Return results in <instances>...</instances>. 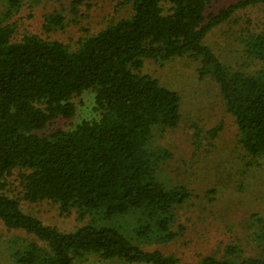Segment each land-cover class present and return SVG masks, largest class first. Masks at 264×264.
Segmentation results:
<instances>
[{
    "label": "trees",
    "instance_id": "1",
    "mask_svg": "<svg viewBox=\"0 0 264 264\" xmlns=\"http://www.w3.org/2000/svg\"><path fill=\"white\" fill-rule=\"evenodd\" d=\"M92 6L0 0V222L29 237L9 246V260L191 264L148 248L178 237L192 191L190 181H178L187 163L178 166L159 143L178 128L180 98L143 73L144 61L197 63L198 78L217 84L252 167L264 160V28L237 15L264 0H117L97 31L88 25L75 41L52 37L88 22ZM33 13L38 34L22 27V15ZM231 26L234 36L222 33ZM223 36L230 43L221 45ZM222 51L234 54L231 64ZM80 106L87 119L78 117ZM33 205L79 224L46 225ZM250 219L257 231L246 256L233 244L192 264H264V217Z\"/></svg>",
    "mask_w": 264,
    "mask_h": 264
},
{
    "label": "rangeland",
    "instance_id": "2",
    "mask_svg": "<svg viewBox=\"0 0 264 264\" xmlns=\"http://www.w3.org/2000/svg\"><path fill=\"white\" fill-rule=\"evenodd\" d=\"M116 1L91 0L93 6L88 22L70 26L66 33L54 34L52 37L64 41L72 37L75 41L80 35L79 28L88 25L93 32L97 31L102 27L101 18L112 12ZM28 16L22 15V27L26 32L38 34L41 24L39 17L35 13L30 18ZM237 17L243 20L249 18L255 25L264 28V7L247 8L239 12ZM237 29L238 26L226 27L222 33L234 36ZM220 43L224 45L230 42L223 36ZM226 51H222V55L231 64L234 54L227 55ZM144 63V74L152 75L161 86L177 93L180 98L178 128L166 134L159 143L169 145L178 166L180 161L187 163L183 169L179 167L178 181L184 184L190 181L188 187L192 191V197L180 209L175 224L178 237L166 244H152L149 250L173 256L181 263L192 264L207 255L220 257L227 246L237 244L236 249L243 251L246 256L248 240L257 231L255 224L250 223V216L256 214L260 218L264 217V160H251L253 166L246 167L249 158L245 157L238 143L234 118L226 111L217 84L209 78H198L197 63L187 57L172 58L164 63L145 60ZM81 107L84 106L78 108V117L80 120L87 119L89 116H85L84 110L80 111ZM216 127H219L218 134L210 138L208 132ZM195 145H199L200 149L196 150ZM183 162L181 164H185ZM211 190H215V193L205 196ZM23 207L27 208L25 204ZM30 210L44 224L61 230L72 229L79 224L73 215L61 218L46 205H33ZM27 239L29 237L22 231L9 230L0 222V264H12L7 249ZM1 245H5V248ZM254 247L257 249L256 245ZM82 264L116 262H99L91 258Z\"/></svg>",
    "mask_w": 264,
    "mask_h": 264
}]
</instances>
